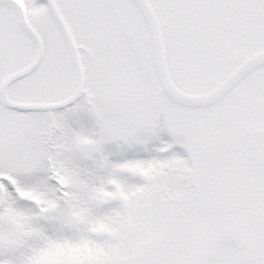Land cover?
<instances>
[{"label": "snow or ice", "instance_id": "6c2138e0", "mask_svg": "<svg viewBox=\"0 0 264 264\" xmlns=\"http://www.w3.org/2000/svg\"><path fill=\"white\" fill-rule=\"evenodd\" d=\"M0 264H264V0H0Z\"/></svg>", "mask_w": 264, "mask_h": 264}]
</instances>
